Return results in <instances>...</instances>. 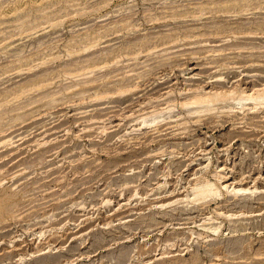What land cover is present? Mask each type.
Listing matches in <instances>:
<instances>
[{
	"label": "rangeland",
	"instance_id": "1",
	"mask_svg": "<svg viewBox=\"0 0 264 264\" xmlns=\"http://www.w3.org/2000/svg\"><path fill=\"white\" fill-rule=\"evenodd\" d=\"M0 264H264V0H0Z\"/></svg>",
	"mask_w": 264,
	"mask_h": 264
},
{
	"label": "bare ground",
	"instance_id": "2",
	"mask_svg": "<svg viewBox=\"0 0 264 264\" xmlns=\"http://www.w3.org/2000/svg\"><path fill=\"white\" fill-rule=\"evenodd\" d=\"M231 91H232V90H231ZM259 93H260V91H259ZM259 93H258V94H259ZM211 94H212V93H211ZM223 94H224V93H223ZM223 94L220 93V92H219V93H215V94H214V97H215V96H217L218 98H219V96H220V97H221V96L223 97ZM230 94H231V92H230ZM243 94H244V93H243ZM251 94H252V93H251ZM225 95H226V94H225ZM228 95H229V94H227V96H228ZM247 95H248V94H247ZM195 96H196V95H195ZM230 96H231V95H230ZM250 96H251V95H250ZM254 96H255V95H254ZM100 97H102V94H101V93H98V94L96 95L95 98H100ZM206 97H207V96H206ZM206 97H205V98H206ZM209 97H210V96H209ZM225 97H226V96H225ZM258 97H259V96H258ZM261 97H262V96H261ZM195 98H196V97H195ZM198 98H199V96H198ZM212 98H213V97H212ZM254 98H255V97H254ZM256 98H257V97H256ZM219 99H221V98H219ZM222 99H223V98H222ZM243 99H244V98H243ZM262 99H263V97H262ZM96 100H97V99H96ZM193 100L195 101L194 98H193ZM215 100H216V99H215ZM217 100H218V99H217ZM256 100H258V99H256ZM206 101H208V97H207L206 99L203 98V100H202V97H201V100H198V101L196 100V102H201L202 105H203V102L205 103ZM191 103H193V102H191ZM195 104H196V103H195ZM205 108H206V107H205ZM198 186H199V185H198ZM201 186H202V185H201ZM201 186H200V187H201ZM208 186H210V185H208ZM208 186H207V187H208ZM225 186H226V185H225ZM202 187H204V186H202ZM210 187H211V186H210ZM210 187H209V188H210ZM196 188H197V187H196ZM204 189H205V188H204ZM198 190H199V189H196V192H195L196 194L199 193V192H197ZM205 190H206V189H205ZM211 190H212V189H211ZM203 191H204V190H203ZM201 192H202V191H201Z\"/></svg>",
	"mask_w": 264,
	"mask_h": 264
}]
</instances>
